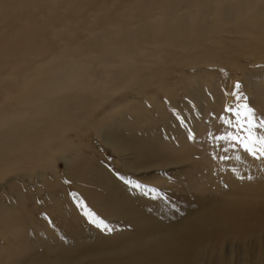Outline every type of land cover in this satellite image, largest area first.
I'll use <instances>...</instances> for the list:
<instances>
[{
    "label": "rangeland",
    "instance_id": "1",
    "mask_svg": "<svg viewBox=\"0 0 264 264\" xmlns=\"http://www.w3.org/2000/svg\"><path fill=\"white\" fill-rule=\"evenodd\" d=\"M236 22L238 19L222 28L223 38ZM255 23H264V15L256 17ZM250 35L252 39L227 37V40L234 42L223 41L218 50L203 47L207 54L204 62V58H200L202 45L199 44V38L195 37L179 42L176 48L166 49V53L153 55L150 47L146 46L142 54L131 55V70L137 71L145 88L140 92L125 94L114 108V114L109 110L108 113L98 115L97 118L102 123L96 128H99V132L108 131L111 134L103 135L102 139L98 137L94 144L99 149L93 152V165L84 164L80 174H77L76 166L66 165L72 158L71 154L64 156L69 160L66 163L63 156L57 157L60 154L55 153L53 156L57 158L50 166H43L40 154L30 165L25 162L17 165L0 164V189L3 190L0 192V248L12 246L22 253H28L30 249L29 253L33 255L68 259L75 249L88 251L94 245L104 248L112 246L114 242L120 246L123 239L132 233L136 232L138 237L145 234L147 230L142 229L147 227L144 221L149 216L161 217L158 221L166 222L169 216L181 217L185 210H189L186 208L189 205L195 206L194 212L210 211L228 197L230 188L223 178L227 173L233 174L227 175V178L236 185L231 187L237 188L238 194L248 192L250 186L264 189V160H255L239 146L230 148L227 142L211 138L234 131L218 117L224 115L232 118L223 109L226 103H234L225 93L231 90L236 81L241 82L244 93L249 97L250 106L259 114H264V54L250 51L254 48L264 50V34L251 32ZM213 42L210 39L209 44ZM168 44L169 40L163 46ZM98 58L96 56L85 63H79V57L72 60L71 63L77 66L71 76L97 77L99 82L106 84L107 79L101 74L107 68L96 64ZM183 58H189L192 63L184 62L180 65L179 60ZM45 59L36 63L41 66L39 72L42 75H46L56 65L50 58L46 65H42ZM221 62L225 64L222 65ZM45 94L47 93H39L37 99L43 98ZM139 96H144L142 102L139 101ZM101 97L116 99L110 94ZM3 106L0 103V108ZM125 107L129 110H124ZM138 109L151 110L144 117L138 114ZM29 110L30 108H25L27 113ZM149 129L152 131L148 132ZM190 130L195 135V140L188 139ZM106 137H118L119 140L103 141ZM145 139L152 147L144 150L139 143L143 140L147 142ZM86 141L83 138L79 144ZM152 148L160 150L158 154H176L172 160H168L164 156L146 152L154 153ZM123 155H127L128 160H124ZM237 155L241 162L236 159ZM222 156L228 159H220ZM246 162L250 166H245ZM166 167L173 168L168 170ZM130 173L139 175L132 179ZM30 176H34L33 179ZM120 177L159 189L163 195L153 192L145 194L131 188ZM29 180L33 182L30 183ZM214 180L219 181L221 194H217V191L213 194L211 191L214 189ZM70 193L78 195L74 199ZM14 195L19 196V206L27 210L26 214L15 213ZM249 196L251 195L247 194L248 198H244L246 203H264L261 191L253 197ZM55 200H59L60 204L54 205ZM80 201L87 207H78ZM238 201L241 203L239 199ZM47 210L58 211V222L61 225L45 215ZM88 210L105 221L112 230L105 231L103 225L98 227L90 223L84 214ZM191 213L187 211L186 214ZM231 213L232 211L229 215ZM138 215L143 219H136ZM120 216L130 219L131 223L123 226L118 219ZM14 222L18 223L13 225ZM185 223L191 225L184 219L173 229L160 232L149 239L155 244L162 241L175 243L179 232L186 230ZM263 227L264 223L259 222L258 232ZM258 232L236 235L238 241L235 242L238 243L233 245L235 252H231L232 241L221 244L217 252L234 253L232 258L237 264H264V232ZM26 246L27 250L24 249ZM248 249L251 250L249 254H241ZM63 253L64 257H58L61 254L63 256ZM209 253L208 249L201 248L194 255L195 262L205 263Z\"/></svg>",
    "mask_w": 264,
    "mask_h": 264
},
{
    "label": "bare ground",
    "instance_id": "2",
    "mask_svg": "<svg viewBox=\"0 0 264 264\" xmlns=\"http://www.w3.org/2000/svg\"><path fill=\"white\" fill-rule=\"evenodd\" d=\"M263 15L264 0H0V103L4 104L0 108V164L25 162L30 165L40 154L43 166H50L55 158L62 156L67 163L64 156L71 154L66 165L76 166L77 174H80L84 164L93 165V152L99 149L94 144L98 137L111 134L99 132L96 128L102 123L98 115L109 110L114 114V108L125 94L145 88L137 71L131 70V55L142 54L146 46L153 55L166 53V49L176 48L179 42L195 37L202 45L200 58H204V62L207 54L203 47L218 50L223 41L234 42L227 37L252 39L251 32L264 34V23H255L256 17ZM236 19L238 22L223 38L222 28ZM210 39L214 40L212 44H209ZM168 40L169 44L163 46ZM250 51L264 54V50L258 48ZM96 56L99 57L96 64L107 68L101 74L107 79L106 84L99 82L97 77L71 76L77 66L71 63L72 60L79 57V63H85ZM44 58L42 65H46L49 58L56 63L46 75L40 74L41 66L36 65ZM184 62L192 63L189 58L179 60L180 65ZM39 93L47 94L37 99ZM104 94L116 99H104L101 97ZM138 98L142 102L144 96ZM25 108H30L28 113ZM124 110L129 109L125 107ZM138 110V114L145 117L151 109ZM83 138L87 141L80 145ZM104 140L119 138L106 137ZM145 140L148 143L144 140L139 143L144 150L152 147ZM152 149L154 153L146 152L168 160L176 154L162 155L158 154L160 150ZM55 153L60 156H53ZM123 159L128 160L127 155H123ZM245 166H250L249 162ZM138 175L133 173L130 176L135 179ZM227 175L223 178L230 188L228 197L210 211L194 212L195 206L189 205L186 207L189 210H185L181 217L169 216L166 222H159L161 217L149 216L144 221L147 227L142 229L147 230L145 234L139 231L141 236L138 237L136 232L132 233L122 242L120 240V246L114 242L104 248L94 245L88 251L75 249L68 259L64 253L58 255L64 259H57V256L30 254V249L28 253H22L18 248L7 246L0 248V264H198L194 255L201 248L210 251L208 260L202 264H228L229 260L230 264H237L232 258L234 253L217 250L229 241H232L230 247L233 249L238 243L235 242L238 234L258 232L257 224L264 223V203H246L244 198H248L247 194L253 197L260 191L262 196L264 189L250 186L248 192L238 194L237 188L231 187L236 185ZM21 179L23 183V177ZM214 182L211 191L221 194L219 181ZM18 202L19 196L14 195L15 213L26 214L27 210ZM53 204L58 205L60 201L55 200ZM187 211L194 213L193 217H190L192 213L186 214ZM58 214L57 210L45 213L61 225ZM118 219L123 226L131 223L122 216ZM136 219L143 218L138 215ZM184 219L192 226L185 223L186 230L179 232L175 243L162 241L155 244L149 239L173 229ZM261 232L264 227L258 233ZM24 249L27 250L28 246ZM231 252H235V248ZM250 252L248 249L241 254Z\"/></svg>",
    "mask_w": 264,
    "mask_h": 264
},
{
    "label": "snow or ice",
    "instance_id": "3",
    "mask_svg": "<svg viewBox=\"0 0 264 264\" xmlns=\"http://www.w3.org/2000/svg\"><path fill=\"white\" fill-rule=\"evenodd\" d=\"M226 97H231L234 103H226L223 111L230 113L232 118L221 115L218 117L224 125L234 131H228L222 136L211 137L212 139L225 141L228 143L230 148H236L239 146L249 156L255 160H264V114H259L253 107L248 103L249 97L244 93L243 86L240 81L234 82L230 91L225 93ZM189 140H195L196 137L191 130L188 135ZM227 151V149H225ZM220 159H228L226 156L220 157ZM236 159L239 160L240 156L237 155ZM252 179V177H248ZM125 183L129 184L131 188H135L147 194L148 192L160 193L159 189L149 188L147 185H143L139 182L120 177ZM67 182V181H66ZM163 195L162 193H160ZM75 199L78 194L70 193ZM78 207L86 208L82 201L78 202ZM88 218L89 222L96 224L98 227L103 225L105 231H111V228L107 227L105 221L100 217L96 216L94 212L88 210L84 213Z\"/></svg>",
    "mask_w": 264,
    "mask_h": 264
}]
</instances>
